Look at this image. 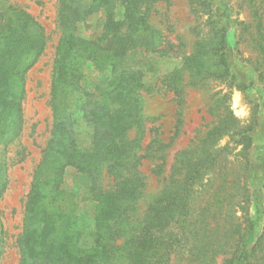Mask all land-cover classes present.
<instances>
[{
    "label": "trees",
    "instance_id": "trees-1",
    "mask_svg": "<svg viewBox=\"0 0 264 264\" xmlns=\"http://www.w3.org/2000/svg\"><path fill=\"white\" fill-rule=\"evenodd\" d=\"M156 1L89 0L78 6L76 0H56L61 34L51 67L50 138L26 194L16 240L17 264H170L178 243L187 250L183 264H216L218 255H228L222 264H252L248 257L256 249L262 251L259 261L264 264L262 237L247 248L245 239L253 222L245 219L237 224L236 211L231 212L223 164L226 147L218 143L228 130L223 119L227 112L216 114L221 108L218 103L207 108L217 117L216 126L205 132V139L175 154L169 173L165 166L171 143L159 137L158 128L147 130L146 120L143 123L139 100L148 91L142 83L143 70L151 68L153 55L161 58L164 53L161 35L147 19V8ZM207 1L189 3L205 8ZM117 7L123 10L120 20L115 19ZM91 13H101L103 24L99 34L87 40L75 35V24ZM213 39L211 68L198 67L205 52L195 51L184 57L181 67L161 78L175 101L173 137L182 124L186 89L206 87L203 79L229 76L224 31L217 30ZM46 45L44 28L25 8L0 0V200L8 187L7 148L18 140L24 124L26 74ZM142 54L145 59H140ZM84 65L105 79L93 82L91 88L84 86ZM78 114L92 132V142L85 149L77 148L71 138ZM147 131L149 140L144 142ZM246 132H238L236 145L247 144ZM144 163L152 165L149 174L140 170ZM68 167L90 180L85 192L91 205L88 217L76 214L79 195L62 187ZM151 177L160 184L154 195L148 193ZM205 177L211 179L201 185V198L193 200L195 186ZM245 191L242 186L239 195L244 197ZM241 203L245 204L241 201L238 206ZM222 204L227 205L225 210ZM221 220L223 227L218 226ZM247 223L248 228L241 229ZM225 225L233 234L224 230ZM83 235L90 245L79 244ZM3 248L0 228V264Z\"/></svg>",
    "mask_w": 264,
    "mask_h": 264
},
{
    "label": "rangeland",
    "instance_id": "rangeland-1",
    "mask_svg": "<svg viewBox=\"0 0 264 264\" xmlns=\"http://www.w3.org/2000/svg\"><path fill=\"white\" fill-rule=\"evenodd\" d=\"M11 1L25 8L42 25L47 36V45L26 74L22 132L18 140L7 148L8 187L0 200V228L4 231L1 264L18 263L16 240L21 232L26 194L29 191L32 172L50 138L51 67L61 34L56 19V0ZM76 2L78 6H82L89 0ZM115 13V19L120 20L123 10L117 7ZM147 19L149 25L160 33V45L164 53L161 58L160 55H153L151 68L143 70L142 83L148 91L143 92L139 105L143 123L146 120V129L158 128L159 137L171 143L166 154L165 172L169 173L175 154L185 149L189 143H198V139L199 141L205 139V132L216 126L217 117L206 110L211 104L218 103L221 108L215 113L222 114L224 110L227 112L225 118H222L226 120L228 130L219 137L218 143L221 148L226 147L223 155L226 156L223 164L227 167L225 179L229 182L228 193L232 195L230 202L237 205H232L231 212L236 211L237 224L245 219L253 222L245 239L248 249L260 237L263 238L264 244V0H209L205 8L195 7V4L191 6L189 0H159L149 4ZM102 24L101 13L87 14L76 22L75 35L93 40L101 31ZM221 29L224 31L223 53L229 76L221 80L203 79L202 85L206 87L186 89L180 116L182 124L173 137L175 101L172 100V93L164 88L161 78L181 67L184 57L195 51L205 52L199 60L198 67L202 70L211 68L213 58L209 49L213 45L216 31ZM146 56L142 54L140 59H145ZM146 61L150 63V58ZM230 75L234 79H230ZM82 76L81 83L90 88L93 82L104 80L106 77L87 65L82 68ZM236 91L240 93V106L244 107L247 113L242 118L235 115L238 109L233 108ZM242 130H247L249 139L246 140V145H236L235 143H239L238 132ZM150 135L153 137V133ZM71 138L79 149L89 147L92 142V132L81 114L75 116ZM148 140L147 131L144 142ZM151 168L150 163H144L140 170L149 174ZM154 178L151 177L148 181L150 184L148 193L151 195H154L160 186ZM210 179L205 177L202 184L197 183L193 200L201 198L203 187L201 185H205ZM89 185L90 180L86 175L78 173L71 167L65 169L62 187L79 195L77 201L80 212L76 211L78 216H89L88 210L91 205L88 201L89 196L85 194ZM242 186H245L246 190L244 197L239 195ZM241 201L245 204L241 203V206H238ZM222 208L225 210L227 205L222 204ZM220 225L222 226V220L218 226ZM245 225L241 229L248 228V223ZM222 227L217 232L220 233ZM224 230L229 231L230 227L225 225ZM230 232L233 234L234 231L231 229ZM79 244L90 245V240L83 235ZM185 247L184 244H175V255L170 264H183L181 259L187 256ZM261 253L260 249H256L250 253L248 259H252V264H261L259 261L262 258ZM225 257L228 255L215 256L214 262L222 264ZM209 258L210 256H207V259Z\"/></svg>",
    "mask_w": 264,
    "mask_h": 264
},
{
    "label": "clouds",
    "instance_id": "clouds-1",
    "mask_svg": "<svg viewBox=\"0 0 264 264\" xmlns=\"http://www.w3.org/2000/svg\"><path fill=\"white\" fill-rule=\"evenodd\" d=\"M233 108L238 109L235 111V115L239 118H242L247 114L245 108L240 106V93L238 91L234 92ZM221 144H223V141Z\"/></svg>",
    "mask_w": 264,
    "mask_h": 264
}]
</instances>
